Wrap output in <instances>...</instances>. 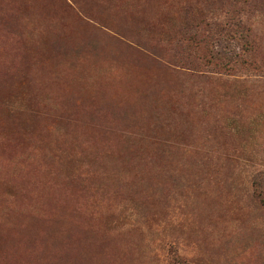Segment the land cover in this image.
I'll return each mask as SVG.
<instances>
[{"label": "rangeland", "instance_id": "374dc122", "mask_svg": "<svg viewBox=\"0 0 264 264\" xmlns=\"http://www.w3.org/2000/svg\"><path fill=\"white\" fill-rule=\"evenodd\" d=\"M0 264H264V0H0Z\"/></svg>", "mask_w": 264, "mask_h": 264}, {"label": "trees", "instance_id": "16d2710c", "mask_svg": "<svg viewBox=\"0 0 264 264\" xmlns=\"http://www.w3.org/2000/svg\"><path fill=\"white\" fill-rule=\"evenodd\" d=\"M235 1H237V3L241 1L242 4H246V1H247V0H235ZM233 24L236 25V26H240V27L243 28L240 37H241V39H242V41H243L244 43H248V42H249V41H248V38H249V36H250V35H249V30H247L245 26H242V22H241V21H240L239 23L234 22ZM214 26H217V27H218V28H217V32H220V33H223L225 30L227 31V29H228V27L226 28V25L223 26V25H221V24H217V23H215ZM238 31H239V30H238ZM211 33H212V31L209 30V35H211ZM212 35H213V34H212ZM219 67H222L223 69H226V68L229 67V64H220Z\"/></svg>", "mask_w": 264, "mask_h": 264}]
</instances>
